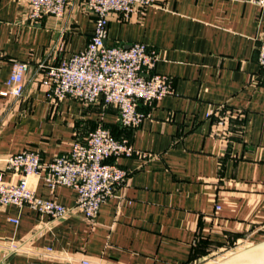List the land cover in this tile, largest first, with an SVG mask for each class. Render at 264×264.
Listing matches in <instances>:
<instances>
[{"label": "crops", "instance_id": "0c3cea01", "mask_svg": "<svg viewBox=\"0 0 264 264\" xmlns=\"http://www.w3.org/2000/svg\"><path fill=\"white\" fill-rule=\"evenodd\" d=\"M82 3L71 1L60 18L31 20L24 0H0V92L13 60L29 64L23 95H0V175L18 179L4 168L7 156L31 149L49 161L98 124L151 155L115 159L127 179L93 220L79 212L51 220L26 206L0 205V264H68L56 256L63 252L90 264H198L239 242L263 240L264 67L256 46L264 38V7L244 0H158L128 20L112 14L105 43L155 48V71L173 89L151 105L140 103L147 115L129 128L119 124L113 106L71 97L53 103L39 85V62L54 64L86 46L93 20ZM218 105L243 114L224 137L207 117ZM29 183L39 197L74 204V190H51L43 171ZM10 241L20 250L8 251Z\"/></svg>", "mask_w": 264, "mask_h": 264}, {"label": "built area", "instance_id": "2783aa9c", "mask_svg": "<svg viewBox=\"0 0 264 264\" xmlns=\"http://www.w3.org/2000/svg\"><path fill=\"white\" fill-rule=\"evenodd\" d=\"M24 1L30 8L29 19L38 20L43 16L60 18L73 0ZM156 1L82 0L84 10L93 20L86 46L54 64L42 60L36 65L37 69L43 70L39 85L46 89L47 97L53 103L71 97L84 104L100 102L105 106H113L117 110L119 124L137 127L147 115L139 109V104L151 105L172 94L171 82L166 75L155 71L159 59L155 48L143 42H133L127 46L107 45L105 39L112 14L121 20H128L133 12L142 14L146 7ZM244 1L264 7V0ZM256 54L258 63L264 67V38L258 40ZM28 70L27 62L13 60L6 89L0 95L21 97ZM207 117L213 120L215 133L224 137L228 134L229 124L239 122L243 114L238 109L218 105L208 110ZM134 155L146 158L151 154L135 149L127 137L115 138L103 124H98L82 138H74L68 152L55 155L49 161L43 162L37 150L24 149L13 153L3 159L4 168L18 174V179L5 181L0 175V205L26 206L40 215H47L51 220L76 212L87 220H93L101 204L112 196L115 187L127 179L128 172L115 159ZM40 171H43V179L51 190L57 185H66L74 190L72 206L34 193L29 178ZM214 209L220 211L221 207L215 204ZM241 244L239 242L226 250L230 249L231 254L242 249ZM5 247L10 252L20 250L18 241H10ZM47 250L51 251L50 248ZM56 256L68 264L91 262L66 252ZM26 264L47 263L28 260Z\"/></svg>", "mask_w": 264, "mask_h": 264}, {"label": "water", "instance_id": "95a60500", "mask_svg": "<svg viewBox=\"0 0 264 264\" xmlns=\"http://www.w3.org/2000/svg\"><path fill=\"white\" fill-rule=\"evenodd\" d=\"M213 264H264V239Z\"/></svg>", "mask_w": 264, "mask_h": 264}, {"label": "rangeland", "instance_id": "374dc122", "mask_svg": "<svg viewBox=\"0 0 264 264\" xmlns=\"http://www.w3.org/2000/svg\"><path fill=\"white\" fill-rule=\"evenodd\" d=\"M242 248L246 247L247 245L246 244H241ZM233 248V247H232ZM238 248H236L235 250H237ZM230 250V249H229ZM229 250H226V251H222V252H219L213 256H209L207 258H205L204 260H202L201 262H199L198 264H205L206 262L208 263H212V262H215V260H219L227 255H230V252ZM233 250V251H235Z\"/></svg>", "mask_w": 264, "mask_h": 264}, {"label": "bare ground", "instance_id": "6f19581e", "mask_svg": "<svg viewBox=\"0 0 264 264\" xmlns=\"http://www.w3.org/2000/svg\"><path fill=\"white\" fill-rule=\"evenodd\" d=\"M248 246H250V245H248ZM248 246H246V247H248ZM246 247H244V248H246ZM244 248H242V249H244ZM242 249H240V250H242ZM240 250H238V251H240ZM238 251H235V252H238ZM235 252H233V253H235ZM233 253H231L230 255H232ZM230 255H227V256H225V257L219 259V261L222 260V259H224V258H226V257H228V256H230ZM217 261H218V260H217ZM213 263H214V262L209 263V264H213Z\"/></svg>", "mask_w": 264, "mask_h": 264}]
</instances>
